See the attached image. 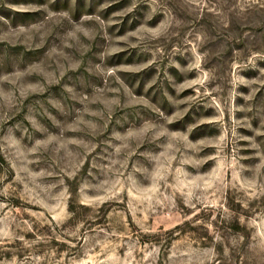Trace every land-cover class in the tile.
I'll list each match as a JSON object with an SVG mask.
<instances>
[{"label": "rangeland", "instance_id": "374dc122", "mask_svg": "<svg viewBox=\"0 0 264 264\" xmlns=\"http://www.w3.org/2000/svg\"><path fill=\"white\" fill-rule=\"evenodd\" d=\"M0 264H264V0H0Z\"/></svg>", "mask_w": 264, "mask_h": 264}]
</instances>
